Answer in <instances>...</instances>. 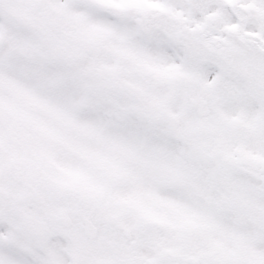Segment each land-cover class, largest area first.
<instances>
[{
    "label": "snow or ice",
    "instance_id": "1",
    "mask_svg": "<svg viewBox=\"0 0 264 264\" xmlns=\"http://www.w3.org/2000/svg\"><path fill=\"white\" fill-rule=\"evenodd\" d=\"M0 264H264V0H0Z\"/></svg>",
    "mask_w": 264,
    "mask_h": 264
}]
</instances>
